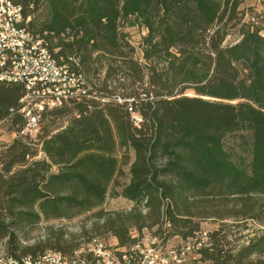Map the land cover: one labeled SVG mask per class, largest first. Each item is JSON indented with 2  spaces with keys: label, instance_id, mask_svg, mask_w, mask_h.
<instances>
[{
  "label": "trees",
  "instance_id": "trees-1",
  "mask_svg": "<svg viewBox=\"0 0 264 264\" xmlns=\"http://www.w3.org/2000/svg\"><path fill=\"white\" fill-rule=\"evenodd\" d=\"M14 1L58 61L83 73L90 96L47 113L39 137L30 140L19 135L23 87L0 81V121L17 134L0 151V240L9 238L7 255L74 250L61 241L25 245L17 231L101 207L111 185L113 194L153 213L165 204L164 222L183 228L184 238L199 229L186 205L190 194L237 196L244 218L254 217L252 197L264 194V33L258 23H245L244 0ZM124 20L147 29L140 47L123 30ZM236 28L239 38L226 43ZM65 116L73 117L65 128L51 129ZM228 136L248 161L226 146ZM131 148V177L120 183L130 159L118 151ZM40 151L49 158H38ZM132 215L141 230V212L106 220L120 245L135 241ZM211 237L202 249L207 264H264V232L239 248L227 247L222 230Z\"/></svg>",
  "mask_w": 264,
  "mask_h": 264
},
{
  "label": "built area",
  "instance_id": "built-area-1",
  "mask_svg": "<svg viewBox=\"0 0 264 264\" xmlns=\"http://www.w3.org/2000/svg\"><path fill=\"white\" fill-rule=\"evenodd\" d=\"M30 19L21 4L0 0V81L23 87L19 111L25 123L19 135L35 140L47 113L71 99L80 100L90 95L83 73L71 69L68 62L58 61L40 33L29 27ZM134 117L141 120L139 114ZM7 122L3 119L0 125ZM166 225L171 227L170 222ZM168 230L160 239H152V234L140 236L133 231L130 235L135 241L128 245H120L119 240L87 243V249L52 253L36 261L14 256L11 264H196L203 258L202 249L211 246L207 245L209 233L201 231L196 241L183 237L181 243L165 251L163 244Z\"/></svg>",
  "mask_w": 264,
  "mask_h": 264
},
{
  "label": "rangeland",
  "instance_id": "rangeland-1",
  "mask_svg": "<svg viewBox=\"0 0 264 264\" xmlns=\"http://www.w3.org/2000/svg\"><path fill=\"white\" fill-rule=\"evenodd\" d=\"M241 12H243L245 23H258L256 25L263 28L264 33V19L261 14H264V0H244L240 6ZM240 12V13H241ZM43 13H47L44 9ZM253 16V17H252ZM254 18V19H253ZM251 20V21H250ZM253 21V22H252ZM123 30L128 34V38L138 47L141 46L144 35L147 33V29L136 23L131 25V20H124ZM238 28L232 29L231 34L226 39V43L234 42L239 38ZM94 81H98L97 77H91ZM188 95H193L192 90L187 91ZM73 117L65 116L64 118L57 119L52 124L51 129L56 131L65 128L70 119ZM16 134L9 129V124L3 123L0 125V151L3 150V146L11 143L15 139ZM225 144L227 147H235L239 153L246 157L247 161L250 155L244 152L242 149L237 147L236 139L228 136L225 138ZM124 153L128 155L130 164L122 165L124 171L123 175H118L117 179L120 183H127L130 180V165L135 159V151L131 148L130 150L123 149L118 151L120 159H126ZM38 158H49L44 151H40ZM164 158H159V162H164ZM1 166V164H0ZM54 171L58 170L57 166L53 167ZM113 185H111L108 196L105 203L98 208L76 214L70 218L64 219H46L43 218L41 222L33 225L26 226L23 229L18 230L21 241L25 245H33L38 243L55 245L58 241H61L63 245L71 244L74 245V249L81 248L86 245L89 240L95 237H101L109 240L111 243H116L117 238L113 234V231L109 230L106 226V220L108 217L116 215L117 213L123 214L124 216L129 213L136 214L141 212L144 218L140 223L144 224V227L140 230L138 225L133 224L134 216L131 218L129 223L130 232L134 234L150 235L152 239H160L155 234L160 236L167 229V239L163 244L165 251L175 245H178L184 239L181 234H178L183 228L176 227L173 222L171 227H168L165 220L164 206L162 212H151V209L145 206L137 207L134 201H131L123 196H116L113 194ZM121 187L117 186L116 190H120ZM254 203L253 215L251 218H244L245 208L243 207V200L237 196L231 197H219L217 195L210 196H197L189 195L186 201L187 207H189L190 218L193 224L199 223V229L194 231V235L201 237V231L209 233L207 245H212L213 239L211 234L216 230H222L224 242L227 247H241L250 242V240L264 232V194H255L252 197ZM146 201H144L145 203ZM100 211L103 214L100 216ZM131 223V224H130ZM185 230V228H184ZM198 233V234H196ZM8 237L0 240V250L4 251L7 248ZM205 242V243H206ZM211 242V243H210ZM204 243V245H205ZM48 246L47 248H49ZM6 251V250H5ZM196 264H207V262L200 258Z\"/></svg>",
  "mask_w": 264,
  "mask_h": 264
},
{
  "label": "bare ground",
  "instance_id": "bare-ground-1",
  "mask_svg": "<svg viewBox=\"0 0 264 264\" xmlns=\"http://www.w3.org/2000/svg\"><path fill=\"white\" fill-rule=\"evenodd\" d=\"M168 223V222H166ZM188 241H196V236L194 237H190L188 238ZM104 242H109V240L105 239V238H100V237H95L91 240L88 241V243H97V244H104ZM79 249H87V244L82 246L81 248L78 249H74V250H79ZM63 251H59V250H54V249H50L45 251L43 254L41 255H24L22 257H15L17 259H26L28 261H36V259L42 257V256H51L52 253H62ZM14 260V256L12 255H7L6 251H1L0 250V264H11V261Z\"/></svg>",
  "mask_w": 264,
  "mask_h": 264
}]
</instances>
